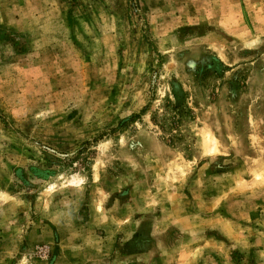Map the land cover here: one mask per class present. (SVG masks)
<instances>
[{
	"label": "rangeland",
	"instance_id": "rangeland-1",
	"mask_svg": "<svg viewBox=\"0 0 264 264\" xmlns=\"http://www.w3.org/2000/svg\"><path fill=\"white\" fill-rule=\"evenodd\" d=\"M0 264H264V0H0Z\"/></svg>",
	"mask_w": 264,
	"mask_h": 264
}]
</instances>
